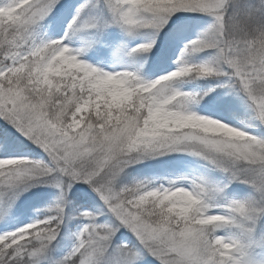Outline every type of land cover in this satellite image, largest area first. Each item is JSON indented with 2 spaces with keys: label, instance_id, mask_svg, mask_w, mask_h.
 <instances>
[{
  "label": "snow or ice",
  "instance_id": "snow-or-ice-1",
  "mask_svg": "<svg viewBox=\"0 0 264 264\" xmlns=\"http://www.w3.org/2000/svg\"><path fill=\"white\" fill-rule=\"evenodd\" d=\"M73 9L63 36L39 38L44 21ZM91 11L103 22L86 19ZM203 17L211 23L183 45L177 69L152 81L83 60L98 37L79 48L66 43L115 26L132 38L150 33L129 53L147 55L162 34H182ZM211 78L246 98L264 127V0L0 5V151L26 143L46 157L0 159V219L32 188L57 190L44 219L0 234V264H264L254 255L264 253V137L192 110L201 97L180 85ZM177 153L207 162L227 183L204 175L167 186L128 180L133 166ZM233 183L250 189L246 199L228 198ZM80 186L98 199L95 212L73 203L88 194L77 193ZM66 220L81 224L71 250L57 258Z\"/></svg>",
  "mask_w": 264,
  "mask_h": 264
},
{
  "label": "rangeland",
  "instance_id": "rangeland-1",
  "mask_svg": "<svg viewBox=\"0 0 264 264\" xmlns=\"http://www.w3.org/2000/svg\"><path fill=\"white\" fill-rule=\"evenodd\" d=\"M7 2L8 0H0V5ZM67 2L68 0H62V3ZM74 2L78 6V4L83 3L84 0H74ZM72 14H74V9L71 13L61 10L55 17H49L38 30L39 38L44 40L59 39L63 36L64 29L67 27V23L71 19ZM85 18H95L103 22L101 15L94 11L87 13ZM210 23L211 18L203 17L201 20L195 22L194 28L184 31L182 34L176 29L175 33L169 34L165 39L163 38L162 41L157 39L158 46L153 49L152 53L147 55L139 53L130 55L129 53L132 48L137 47L139 44L149 42L151 39L150 33L144 32L132 38L126 36L120 28L115 26L103 29L99 33L94 30L79 33L72 37L70 43L67 41L66 43H68V46L71 48H79L82 45L83 39L98 37V42L83 56V60L94 66L103 67L105 71L139 70L142 78L152 81L175 71L177 69L176 61L183 45L191 39H196L198 34ZM205 59L206 57L201 55L200 57L194 58V61L203 62ZM155 60H157L156 63L154 62ZM151 65L155 67L151 68ZM223 83H225V81L211 78L186 81L180 85V88L185 92L199 93L201 97L199 102L191 106L192 110L198 115L217 119L234 127H244L247 125L248 127L246 130L251 134L264 137V128L252 120L253 114L247 106L246 98L237 95L236 92L230 88L220 86ZM210 89L212 91H210ZM205 93H207V95H205ZM13 156L24 157L30 160L35 159L31 152L19 150L9 154H2L0 155V159ZM43 159H45L43 155L37 158V160ZM198 175L202 174L194 170H187L177 177V180H180L181 177ZM153 180L156 184H164L167 186V183L164 181L161 182L157 179ZM171 180H173V178ZM181 183L184 182L181 181ZM28 223L33 222H22L19 227H23ZM78 230L79 229H77L75 233L78 232ZM254 255L257 259H264V253L257 251L254 252Z\"/></svg>",
  "mask_w": 264,
  "mask_h": 264
},
{
  "label": "trees",
  "instance_id": "trees-1",
  "mask_svg": "<svg viewBox=\"0 0 264 264\" xmlns=\"http://www.w3.org/2000/svg\"><path fill=\"white\" fill-rule=\"evenodd\" d=\"M194 28V27H193ZM176 29H172L167 35L163 34V38L169 34L175 33ZM157 60L154 62L156 63ZM155 66L151 65V68ZM242 96V95H241ZM242 98H244L242 96ZM264 128V127H263ZM16 150L29 151L37 160L38 157L45 155L34 146H28L25 144H16L7 150V153L0 151V155L9 154ZM46 159V157H45ZM187 170H194L199 174L210 177L217 183H227V178L223 177L219 172L211 170V167L207 162L200 160L197 157L189 156L187 154L177 153L165 157H160L155 160H145L142 164H137L128 169V180H150L157 179L159 181L168 182L172 178L177 180L183 172ZM87 192L85 197H77L73 203H78L79 211L86 210L95 212L99 208V201L94 194L88 191L84 186H80L77 189V193ZM250 189L239 183H233L227 189V196L229 199H246ZM57 198V190L50 187L38 186L32 188L30 191L25 192L19 200L15 202V205L9 215L0 219V234L16 230L20 223L28 221H37L44 219L49 213L46 211L49 207L54 206ZM78 215V213H73ZM106 217H101L103 222ZM81 221L79 220H66L62 226L60 236L58 237L59 248L54 255L59 258L68 251L71 250L75 244V231L79 229Z\"/></svg>",
  "mask_w": 264,
  "mask_h": 264
}]
</instances>
